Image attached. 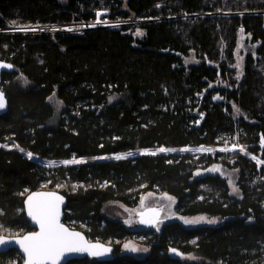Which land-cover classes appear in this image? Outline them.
<instances>
[{"label":"trees","instance_id":"trees-1","mask_svg":"<svg viewBox=\"0 0 264 264\" xmlns=\"http://www.w3.org/2000/svg\"><path fill=\"white\" fill-rule=\"evenodd\" d=\"M101 1L0 0V58L16 67L2 73L0 84L7 98L0 115V231L30 229L25 194L55 189L66 197L64 223L114 247L112 260L65 264H264V164L240 150H177L234 144L264 160V0H126L125 6L117 0L118 16L149 19L136 25L140 37L126 27L4 30L13 21L90 20ZM81 3H88L86 11ZM204 12L210 14L179 16ZM239 36L257 45L237 79L231 64ZM191 51L197 61L185 64ZM16 73L27 79L25 87L13 81ZM52 92L63 108L48 127ZM114 94L121 98L110 101ZM233 105L248 116L233 117ZM158 147L175 150L141 153ZM23 151L84 162L47 167ZM117 153L133 154L98 158ZM214 163L238 170V196L220 175L194 173ZM150 191L171 195L179 215L224 220L189 227L169 219L158 230H131L102 212L113 200L136 206ZM129 239L148 246L146 255L122 253ZM170 247L199 259L172 257Z\"/></svg>","mask_w":264,"mask_h":264},{"label":"rangeland","instance_id":"rangeland-1","mask_svg":"<svg viewBox=\"0 0 264 264\" xmlns=\"http://www.w3.org/2000/svg\"><path fill=\"white\" fill-rule=\"evenodd\" d=\"M121 2L123 3V6H125V2L126 0H121ZM121 9V7L119 8V10ZM183 13H181L182 15ZM204 13H199V15H203ZM180 16V15H179ZM128 18H133V17H127L124 19H128ZM88 20V19H87ZM83 21H76V28H83L84 25ZM57 24H62V23H57ZM140 24V23H137ZM137 24H126V28H128V30H130V32L136 36V37H140L141 35H135V33L139 30L142 33V30L136 26ZM53 24H44L42 26H50ZM26 27V26H31V28L28 30L32 31L31 29H35L34 32L37 30L34 26H41V25H11V26H7L6 28H4L5 32H19L21 30H16L17 27L21 28V27ZM38 27V28H39ZM67 28V27H66ZM46 30V28H44ZM51 29V28H50ZM49 29V30H50ZM55 30V28H54ZM57 30V29H56ZM80 31V30H79ZM51 32V31H49ZM257 45V43H249V42H245L244 38L239 36L236 42V46L234 48V61L231 64V66L234 68V73H235V77L237 79L240 78L242 72H243V65H244V59L245 56L248 52H253L255 46ZM197 59L194 56V53L191 51L185 58H184V63H193L196 62ZM240 64V67L237 68L235 67V65ZM13 81L18 83V85L25 87L27 85V79L24 78L20 73H16L13 77ZM215 83H212L211 85H213ZM51 98V99H50ZM119 98H121L120 95L114 94V96L110 97V101L113 100H118ZM48 102L51 104L52 108H53V115L46 121V125L48 127H54L57 124V120L58 117L62 111V104L61 101L56 97L55 92H52L49 96H48ZM233 105L232 106V115L233 117H247V113L238 108L237 106ZM236 109H239V112L236 111ZM6 147L8 145H5ZM236 145L231 144V145H226V146H216V147H208V146H197V147H189V146H185V147H181L178 148L177 150L180 152H192V153H206V152H215L217 151H236V150H240L237 146L234 147ZM160 148H164V149H172L173 151L175 149L173 148H168V147H158V148H152V149H143L141 153H157L160 152L158 151V149ZM227 149V150H225ZM169 152V151H164ZM244 154H246L248 157H250L253 161H255L258 165L264 164V163H258V161L264 162L263 159H261V157H259L256 154H248L245 151H241ZM23 154H25L29 159H32L34 161H36L37 163H39L40 165L43 166H47V167H52V166H57V165H70V164H64L62 163L63 161H68V160H82V158H70V159H62V160H49V159H41L38 158L35 155H31V157H29V153L27 151H23ZM126 153H117V154H111V155H107V156H99L98 158L103 159V158H108V157H112L115 158L117 155H123ZM133 154V153H132ZM52 162V163H50ZM218 169V171H212V169ZM196 175H202V174H218L221 177L225 178L228 186H229V193L232 196H238L239 195V191L238 192H233V186H235L236 188V181H237V177H238V170L236 168H227L225 166H223L221 163H214L209 165L207 168H203V169H197L194 172ZM231 181V183H230ZM171 198V199H169ZM143 200V203H141V201ZM174 205H175V199L167 194V193H156V192H146L144 194H142L140 196V199L137 203L136 206L133 207H129L126 206L124 204H122L119 201H109L107 203H105V205L103 206L102 212L113 218V219H117L120 220L124 226L128 229L131 230H141L143 227L142 225L138 222L137 220V215L138 212L144 208H151V207H156L158 210H161V214H160V218L159 221L157 222V228H160L162 226V224L166 221H168L169 219L171 220H177L178 222H180L181 224H183L184 226H197V225H218L221 224L224 220V218L219 217V216H212V215H208L205 213H200V214H196V215H192V216H184V215H179L174 211ZM199 217H204L205 219L203 221H200L199 223L196 224H186L184 221L186 219L191 220V219H195V218H199ZM209 220H215V223H208ZM0 234H12V233H17L19 231H10V232H6V233H2L5 232V230H1ZM127 245V247H126ZM149 247L145 246L143 244H140L139 242H137L134 239H129L124 241V243L121 245L120 251L122 253H126V254H130L133 255L135 257H143L146 255V253L148 252ZM180 260L185 261V262H194L197 261L199 259L198 256H196L194 253H182L179 255L178 257Z\"/></svg>","mask_w":264,"mask_h":264},{"label":"snow or ice","instance_id":"snow-or-ice-1","mask_svg":"<svg viewBox=\"0 0 264 264\" xmlns=\"http://www.w3.org/2000/svg\"><path fill=\"white\" fill-rule=\"evenodd\" d=\"M159 7V5H157ZM101 12H97V23H100L99 17L101 16ZM107 23V21H104ZM14 25L15 21L12 22ZM16 30H28V28H19ZM31 30H35L34 28ZM139 30L135 33V35H142ZM0 67H11V65H0ZM235 67L239 68L240 64L238 63ZM51 99V98H50ZM5 107V100L2 93H0V109ZM235 107V106H234ZM239 112V109H236ZM262 142H264V138H262ZM236 147V146H234ZM227 150V149H225ZM244 146H240V151H244ZM160 152L164 151H173L172 149H158ZM154 154V153H153ZM31 157V153L28 154ZM132 153H126L123 155H117L116 159L125 158V156H130ZM82 160H68L63 161L64 164H78L83 163ZM52 163V162H50ZM258 163H264L258 161ZM212 171H218V169L214 168ZM231 183V181H230ZM59 187V186H58ZM238 188L233 186V192H238ZM171 199V198H169ZM63 198L57 196L55 193H47V194H32L28 196L26 205L28 209V215L39 224L40 231L33 232L26 236H24L19 243L23 248V251L27 255V259L25 264H56L58 258L64 252H88L92 256H100L104 252H107L108 249L104 248L100 244L94 245H86L83 241V238L79 233L71 232L67 228L64 227L59 222L60 211L59 204L62 203ZM143 203V200L141 201ZM148 213L157 214L156 209H148ZM139 215L142 217L140 223L142 224H151L154 223L152 219H144L147 215L146 212H140ZM204 217H199L195 219L188 220L186 219L184 222L186 224H196L200 221H203ZM208 223H215V220H209ZM5 243V240L0 237V244ZM127 247V245H126ZM173 251H175L173 249Z\"/></svg>","mask_w":264,"mask_h":264},{"label":"water","instance_id":"water-1","mask_svg":"<svg viewBox=\"0 0 264 264\" xmlns=\"http://www.w3.org/2000/svg\"><path fill=\"white\" fill-rule=\"evenodd\" d=\"M0 65H11V67H0V84H1V75L4 72L10 73L13 70L16 69V67L8 60H4L0 58ZM0 93L3 94L4 96V100H5V107L0 109V115L3 114L6 110H7V98L5 96V92L1 89L0 86ZM47 194V193H55L57 196L62 197L63 201L62 203L59 204V211H60V217H59V222L64 225L65 228H67L69 231L71 232H76L79 233L80 236L83 238V241L86 243V245H94V244H100L102 245L104 248H107L108 251L104 252L102 255L100 256H92L90 255L88 252H64L56 261V264H65L67 261L69 260H73V259H81V258H87L90 261H108V260H112L114 258V247L107 242H104L102 240H97V239H89L86 234L79 229L76 228H72L70 226H68L66 223L63 222V217H64V207L66 205V197L59 191L55 190V189H36V190H31L28 191L24 198H23V210H24V214H25V218L26 220L29 222V226L32 228V230L27 231L25 233H23L22 235H0V237H2L5 240V243L0 244V252L2 251H6L9 248H16L20 254L23 256V261L21 264H25V261L27 259V255L26 253L23 251V248L21 247L19 240H21L24 236L33 233V232H39L40 231V227L39 224H37L29 215H28V209H27V205H26V201L28 196L32 195V194ZM148 209L149 208H144L142 210H140L138 212V222L140 223L142 217L139 215L140 212H146L147 215L144 217V219H150L149 214L148 213ZM150 209H156L157 210V214H153L154 216L152 220H154V223L151 224H142L143 229H154V230H158L157 228V222L159 221L160 218V214H161V210H158L156 207H151ZM173 249L175 251H173ZM170 252V256L172 257H179V255L181 254L180 251L176 250L175 248L170 247L169 249ZM48 264H50V262H48Z\"/></svg>","mask_w":264,"mask_h":264},{"label":"bare ground","instance_id":"bare-ground-1","mask_svg":"<svg viewBox=\"0 0 264 264\" xmlns=\"http://www.w3.org/2000/svg\"><path fill=\"white\" fill-rule=\"evenodd\" d=\"M112 1V5H114L113 8H111L107 1L106 0H102L99 4V6H94L92 5L90 11L91 13L93 14L92 18L90 20H85L83 22L84 26L83 28H76V27H73L72 29V32L73 31H79V30H84V29H91V28H99V27H102V28H121V27H126V24H130V25H133V24H137V23H141V22H144V21H147L149 19H144V18H128V19H124V17H120L118 16V11H119V2L117 0H111ZM88 8V3H87V6L86 4H80V8L83 10V11H86V9ZM108 10L110 13H112L114 10V16H117L119 18L115 19L114 22H111V23H108V24H105L104 23H97V12L98 10ZM195 14H189V13H183L182 15H180V17H189V16H194ZM57 23H61V22H57ZM54 24V23H52ZM63 24V23H62ZM55 31H51L49 33H54ZM60 33V32H59ZM61 33H64V32H61Z\"/></svg>","mask_w":264,"mask_h":264},{"label":"built area","instance_id":"built-area-1","mask_svg":"<svg viewBox=\"0 0 264 264\" xmlns=\"http://www.w3.org/2000/svg\"><path fill=\"white\" fill-rule=\"evenodd\" d=\"M108 5L111 8L114 7V5H112V2L111 3H108ZM114 11L112 13H110L108 10H103V9L102 10H98V12H101L102 13L101 16L99 17V20L101 21L100 23H104V21H107V23H105V24H108V23L114 22L115 19L119 18L117 16H114ZM61 23H63V24L54 23L53 25H50V26H42V25L40 27L39 26H34L37 29L35 32H49V31H55V32H72L73 27L76 26V23L75 22H61ZM21 28H25V26L24 27H21ZM26 28H29L30 29L31 26H26ZM44 28H46V30ZM54 28H55V30H54ZM19 32H32V31H30V30H21Z\"/></svg>","mask_w":264,"mask_h":264},{"label":"flooded vegetation","instance_id":"flooded-vegetation-1","mask_svg":"<svg viewBox=\"0 0 264 264\" xmlns=\"http://www.w3.org/2000/svg\"><path fill=\"white\" fill-rule=\"evenodd\" d=\"M189 14H191V13H189ZM192 14H195L194 16H198L199 15V13H192ZM208 14H210V12H204V14L203 15H208ZM142 23V22H141ZM150 209V208H149ZM152 216H154L152 213H150L149 214V217H150V219H153V217ZM137 220H138V216H137ZM73 228V227H72ZM143 229V228H142ZM30 230H32V228L30 227V229H28V230H23V231H19V232H17V233H12V234H6V235H22L23 233H25V232H27V231H30ZM0 235H2V234H0ZM5 235V234H4ZM9 250H13L14 251V253L13 254H11V255H9V254H7V252L9 251ZM113 253H114V250H113ZM2 255H7L6 257L4 256V257H2ZM86 258V257H85ZM23 256L20 254V252L16 249V248H9L8 250H6V251H2V252H0V264H21L22 263V261H23Z\"/></svg>","mask_w":264,"mask_h":264}]
</instances>
